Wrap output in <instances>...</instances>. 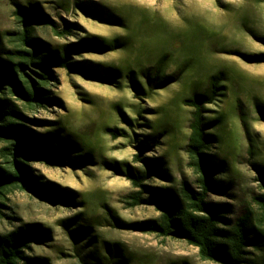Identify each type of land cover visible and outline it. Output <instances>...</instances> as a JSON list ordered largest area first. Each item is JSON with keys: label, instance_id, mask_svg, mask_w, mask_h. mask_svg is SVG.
Listing matches in <instances>:
<instances>
[{"label": "rangeland", "instance_id": "rangeland-1", "mask_svg": "<svg viewBox=\"0 0 264 264\" xmlns=\"http://www.w3.org/2000/svg\"><path fill=\"white\" fill-rule=\"evenodd\" d=\"M22 8L48 17L47 24H33L53 49L95 40L99 49L72 61L116 82L52 67L56 78L47 88L55 102L27 111L40 121L27 124L60 135L71 150L65 165L31 166L74 202L53 204L14 188L2 208L7 216H0V232L38 224L43 235L27 254L51 264H216L185 240L127 226L156 220L159 212L154 204L127 203L136 189L124 172L146 171L139 155L157 163L160 174L149 173L145 181L151 186L197 189L186 151L193 107L185 100L222 73V95L205 105L219 184L208 200L228 203L233 219L258 211L253 198L263 191L264 63L248 56L264 53V0H0L3 55L15 46ZM54 22L59 29L74 24V33L56 35ZM6 145L0 141L3 166Z\"/></svg>", "mask_w": 264, "mask_h": 264}, {"label": "trees", "instance_id": "trees-1", "mask_svg": "<svg viewBox=\"0 0 264 264\" xmlns=\"http://www.w3.org/2000/svg\"><path fill=\"white\" fill-rule=\"evenodd\" d=\"M16 13L21 16L22 27L14 32L15 46L6 55L0 47V141L7 142L1 148L6 165L0 164V216H7L2 208L7 205V194L17 187L53 204L70 205L74 202L68 192L42 181L31 166L36 161L65 165V157L71 150L67 142L58 140L60 135L40 133L28 125L40 121L30 118L27 111L36 113L39 108L55 102L47 88L56 78L52 67L116 82L99 73H89L72 61L75 54L99 49L95 40L82 38L79 42L65 45L62 51L53 49L35 35L33 22L47 24L49 19L46 15L28 8L19 9ZM53 26L55 34L62 37L71 35L75 29L74 24H68L64 29H59L55 22ZM248 59L264 63V53L249 55ZM224 80L222 73L212 75L205 92L185 100L193 107L186 151L188 164L196 175L197 189L186 183L179 189L151 186L145 181L149 173L160 174L154 170L157 163L136 155L137 160L145 162L146 171L135 172L128 167L124 172L136 189L127 196V203L132 207L154 204L159 216L146 223L126 225L185 240L198 248L203 260L216 264H264V171L259 176L263 191L253 198L258 211L249 209L233 219L228 203L208 200L209 194L218 189L219 184L211 154V134L206 130L205 105L214 103L222 95L221 83ZM136 83L133 81V87L139 91ZM111 133L116 137L119 132L112 128ZM42 232L38 224L30 223L0 232V264H51L46 257L27 254L31 244L40 240Z\"/></svg>", "mask_w": 264, "mask_h": 264}]
</instances>
